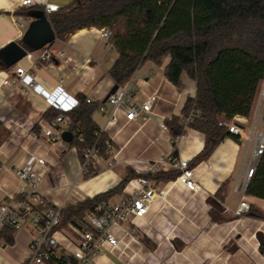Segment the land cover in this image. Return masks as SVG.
<instances>
[{"label":"crops","instance_id":"crops-1","mask_svg":"<svg viewBox=\"0 0 264 264\" xmlns=\"http://www.w3.org/2000/svg\"><path fill=\"white\" fill-rule=\"evenodd\" d=\"M21 1L0 0V50L11 43L21 44L31 21L28 17L40 11L22 8ZM48 1L61 9L75 0ZM47 19L49 22V16ZM100 31L85 28L64 40L55 35V40L37 51L25 46L31 58L0 69V206L18 198L21 181L14 171L25 166L31 156L46 163L41 185L45 200L62 207L116 188L130 173L141 174L145 177L130 178L109 201L128 196L130 182L146 177L164 196L156 197L145 217L137 221V243H131L124 254L105 251L93 264H264V253L259 249L260 240L264 242V200L248 196L241 189L253 148L249 145L247 149L248 119L231 120L242 122L238 141L225 138L207 159L195 162L205 146V136L186 126L182 110L186 99L195 96L196 84L185 74L179 85L171 83L165 76L168 57L160 65L143 62L127 84L131 104L156 97L151 118L144 123L126 122L117 112L115 123L104 133L109 148L97 157L90 172H81L76 149L61 140L64 131L74 135L69 128H61L59 141H45L42 132L50 120L44 117L51 111L49 101L23 84H11L16 77L14 70L23 68L49 92L61 83L69 96L89 99L96 107L92 119L103 128L112 108L103 100L114 86L108 71L117 54ZM43 49L52 51L51 61L39 59ZM4 80L9 84H3ZM173 122L174 126L182 125L181 135H174ZM169 155L188 161L197 183L194 192L178 181L177 170L166 167L154 175L147 173L149 164ZM243 199L259 218L238 213ZM123 227L134 228L129 221ZM114 233L118 235L117 230ZM13 240L12 245H0V264H23L28 256L30 239L26 231L14 233Z\"/></svg>","mask_w":264,"mask_h":264},{"label":"trees","instance_id":"trees-1","mask_svg":"<svg viewBox=\"0 0 264 264\" xmlns=\"http://www.w3.org/2000/svg\"><path fill=\"white\" fill-rule=\"evenodd\" d=\"M49 22L61 40L85 28L107 29L108 43L117 54L108 74L116 86L126 85L143 62L160 65L167 57L165 76L171 83L179 85L184 74L194 81L196 94L186 99L182 111L185 119L192 115L186 126L205 136V146L195 162L207 159L225 138L238 141V135L219 123L234 117L252 119L264 80V0H75L49 15ZM77 101L67 114L68 128L74 133L69 145L81 160L83 151L93 145L103 154L108 140L104 134L95 135L99 130L92 119L95 105L82 97ZM58 114L51 108L44 117L51 120ZM173 124L174 135H181L182 125ZM133 177L145 175L130 173L116 188L63 207L58 227L82 226L86 214ZM245 194L264 200V151ZM247 213L260 217L251 208ZM13 234L12 229H4L0 239L12 245ZM259 249L264 253L262 239Z\"/></svg>","mask_w":264,"mask_h":264},{"label":"built area","instance_id":"built-area-1","mask_svg":"<svg viewBox=\"0 0 264 264\" xmlns=\"http://www.w3.org/2000/svg\"><path fill=\"white\" fill-rule=\"evenodd\" d=\"M21 7L25 9L38 8L47 17L59 9L57 5L49 3L48 0H22ZM100 36L108 42L110 32L102 28ZM58 56L61 57L62 53H58ZM52 57L51 50L43 49L39 59L51 61ZM24 58H31V56L27 53ZM14 73L16 77L11 81V84H23L26 88L45 96L49 101L50 108L58 111L59 114L47 122L42 135L49 144L59 141L61 128L70 126L67 114L78 104L77 99L69 96L61 83L52 92H49L37 85L34 78L23 68L16 67ZM3 84H9V80H4ZM127 84L118 86L117 90L107 98L106 102L112 107L111 112L106 125L96 132L97 137L104 134L109 125L115 123L117 112L124 115L126 122L139 120L144 123L151 118L152 103L156 97L150 96L141 104H131ZM263 100L264 89L261 94V101ZM86 103H90V100L86 99ZM191 117L192 115L187 117L185 122L190 121ZM258 118H260L259 107L254 114L250 129H248L247 149L249 145H252L253 148L250 165L241 185L243 191H245L256 163L264 151V132L261 131L262 121L260 119L258 124ZM241 124L242 122L238 120L235 123L232 121L219 123L234 135L240 133ZM161 127L163 130L165 129L164 126ZM77 139L82 141V136H78ZM108 148L109 144H107L106 150ZM98 156L95 145L84 150L81 157V172H86L93 166ZM45 164L43 158L31 156L25 166L15 169L14 173L21 181L18 198L12 203L0 206V233L9 228L14 233L26 231L29 236V253L23 264H93L95 258L105 251L116 250L124 254L131 243H137V221L145 217L156 197L164 196V192L157 189L150 178H138L130 182L131 192L128 196L117 202L109 200L101 202L95 211L86 214L82 226L68 225L65 228H59L60 212L63 207L49 204L41 191L45 177ZM166 167L179 171L177 179L186 189L193 192L197 189L193 170L189 168L188 161L177 159L172 155L149 164L147 173L154 175ZM248 208V204L243 199L240 202L238 213L247 212ZM127 221L134 226L133 229H124L123 223ZM115 230L118 231V235L114 233ZM0 245H5L1 239Z\"/></svg>","mask_w":264,"mask_h":264},{"label":"water","instance_id":"water-1","mask_svg":"<svg viewBox=\"0 0 264 264\" xmlns=\"http://www.w3.org/2000/svg\"><path fill=\"white\" fill-rule=\"evenodd\" d=\"M27 30L22 38L21 44L11 43L0 50V64L7 67L15 65L18 61L25 57L27 50L25 46L32 51L42 49L45 45L55 40V34L48 22L47 17L41 12L32 13ZM118 86L114 85L107 96L103 100L105 103L107 98L117 90ZM73 135L69 131L61 133V140L65 143H71Z\"/></svg>","mask_w":264,"mask_h":264},{"label":"rangeland","instance_id":"rangeland-1","mask_svg":"<svg viewBox=\"0 0 264 264\" xmlns=\"http://www.w3.org/2000/svg\"><path fill=\"white\" fill-rule=\"evenodd\" d=\"M263 89H264V80L262 81V84L260 85V88H259V92H258V94H259V95H258V101H257V103H256V107H255V111H254V114H255L257 108L259 107V116L262 114V112H263V108H264V100L261 101V94H262ZM259 104H260V105H259ZM253 119H254V115H253L252 119H248V125H247V129H246V133H245V134H247V132H249L248 129H250L251 124H252V122H253ZM259 121H260V118H258V124H259ZM247 130H248V131H247Z\"/></svg>","mask_w":264,"mask_h":264}]
</instances>
